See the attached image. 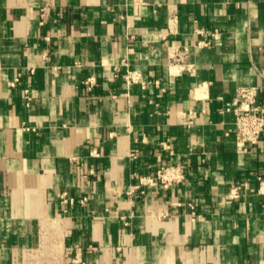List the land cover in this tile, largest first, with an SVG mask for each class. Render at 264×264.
<instances>
[{
    "label": "crops",
    "instance_id": "crops-1",
    "mask_svg": "<svg viewBox=\"0 0 264 264\" xmlns=\"http://www.w3.org/2000/svg\"><path fill=\"white\" fill-rule=\"evenodd\" d=\"M250 86L264 0H0V264H264V135L224 111Z\"/></svg>",
    "mask_w": 264,
    "mask_h": 264
},
{
    "label": "built area",
    "instance_id": "built-area-1",
    "mask_svg": "<svg viewBox=\"0 0 264 264\" xmlns=\"http://www.w3.org/2000/svg\"><path fill=\"white\" fill-rule=\"evenodd\" d=\"M177 23V17L172 18V23L169 25L167 32L163 35V39H166L170 34L175 33V27ZM201 40L198 41L197 46L200 48L209 47L214 38V33L205 30H199ZM187 53L181 51L178 48L170 49V60L173 64L182 63L186 58ZM190 69V68H188ZM34 71V70H32ZM127 85L142 84V75L137 71H128L124 76ZM18 79H15L10 83L14 86ZM88 90L91 91L95 85V81L88 80L86 82ZM259 88L255 86L239 87L236 90L233 101L226 105L224 111L232 112L235 115V127L234 134L236 140L240 144L256 145L264 135V103L259 100ZM25 104L30 107L34 101V97L29 89H25ZM241 149V147H240ZM94 155H98L95 151ZM185 179V175L178 165L163 166L158 169L155 177H144L140 180V184L157 186L162 185L164 188H170L174 185L182 183ZM260 185L259 191L264 195V179L262 177L257 178ZM240 187H235L230 191L228 195L231 199H238L240 197ZM193 208V207H192ZM194 209V208H193ZM195 214V211L192 212ZM81 249H77L74 263H81Z\"/></svg>",
    "mask_w": 264,
    "mask_h": 264
}]
</instances>
